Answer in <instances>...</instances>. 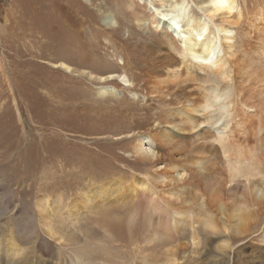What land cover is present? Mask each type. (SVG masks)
<instances>
[{"label": "rangeland", "instance_id": "rangeland-1", "mask_svg": "<svg viewBox=\"0 0 264 264\" xmlns=\"http://www.w3.org/2000/svg\"><path fill=\"white\" fill-rule=\"evenodd\" d=\"M198 2L185 0L186 12L199 16ZM234 2L240 12L264 4ZM152 16L144 0H0V229L16 238V264H140L145 257L159 263L167 256L175 257V264H264V243L256 238L264 214L246 232L230 235L226 254H220L214 248L217 241L210 243L214 234L195 226L192 239L191 227L185 222L175 227L168 209L146 192L132 196L113 189L90 210H69L74 209L71 198L87 187L118 184L120 178L129 182L152 170L130 150L132 139L162 129L165 119L178 117L168 110L176 107L175 100L196 96L201 88L204 72L195 70L180 73L167 96L146 93L149 65L176 56L165 46L174 35L156 27ZM109 19V25L103 22ZM213 20L220 23L222 17L216 14ZM239 21L227 40L238 106L227 128L236 124L235 133L256 137L260 144L264 35L245 36ZM68 33L83 42L91 39L92 46L85 53L62 54L55 43ZM153 43L160 45L154 61L144 50ZM59 61L70 71L54 67ZM110 73H120L124 80H97ZM103 87L109 91L99 94ZM196 118L201 124L179 136L187 157L202 161L205 171L210 168L207 152L215 144ZM219 124L217 129L223 128L224 122ZM156 145L166 157L170 150L163 136ZM231 186L208 181L204 199L224 193L237 201L240 192ZM41 197L47 198L48 208L53 205L48 220L53 236L35 207Z\"/></svg>", "mask_w": 264, "mask_h": 264}, {"label": "bare ground", "instance_id": "bare-ground-1", "mask_svg": "<svg viewBox=\"0 0 264 264\" xmlns=\"http://www.w3.org/2000/svg\"><path fill=\"white\" fill-rule=\"evenodd\" d=\"M198 1L201 14L196 16L186 12L185 0H144L153 15L151 22L156 27L170 31L171 37L174 35L172 40H167L165 46L176 54L173 58L166 56L157 65L154 63L149 65L146 93L165 96L171 83L180 73L188 75L189 71L199 70L204 72L205 77L203 81L201 80V88L196 96H184L182 101L176 99V107L168 109L171 115L176 114L178 117L165 119L162 129L148 131L132 139L130 150L140 159H145L153 169L147 170L141 177L132 178L129 182L120 178L117 179L118 184L105 182L95 184L91 188L87 187L82 193L71 198L69 205L73 204L74 209L69 210L72 213L79 209L83 212L86 209L90 210L91 207L97 206L101 198L114 190H124L132 196L135 193L146 192V197L150 198L153 195L155 202L168 209L171 223H174L175 227L179 226L180 222L187 223L192 230V239L197 236L195 226L206 233L214 234L215 237L211 238L210 243L217 241L214 248L220 254H226L230 235L246 232L252 220L264 214V174H261L264 165V142L259 144L257 140L254 141L256 137H244L238 133L239 131L235 133L236 124H233V128H227L229 123L235 120L238 112L229 58L231 45H228L227 40L231 38L233 25L240 22V19L241 31L245 36L264 35V4H251L250 7L248 5L249 8H242L243 11L240 12L235 7L234 0ZM216 14L222 17V22L214 23L213 18ZM108 21L110 19L103 20L109 25ZM81 30H78L79 33ZM55 44L59 45L62 54L70 51L85 53L92 46L91 39L83 42L73 38L70 33ZM159 47L157 43H153L152 46L145 44L146 57H154ZM59 55L63 58V55ZM151 60L154 61L153 58ZM54 65L66 71L71 69L64 61ZM113 77L124 80L120 73L98 76L97 80L103 82ZM108 91L103 87L98 93L104 94ZM197 116H200L205 128L209 129L211 135L208 137L212 144H215L212 146L214 151L210 149L207 152L206 160L209 159L210 168L205 171L207 166L202 161L191 158L201 171L195 169L194 162L185 152L184 141L179 136L193 131L201 124ZM222 121L223 128L217 129V125ZM162 136L170 150L166 157L162 156L156 147V142ZM208 181L219 185L232 183L231 188L240 192L239 199L229 201L228 196L220 193L214 197L208 196L205 200L203 189ZM35 207L40 213L47 234L53 236L55 231L48 222L53 205L50 204L48 208L47 198L41 197L36 200ZM256 238L264 243V225L257 232ZM18 249L15 236L8 234L4 228L0 229V264H16L15 255ZM175 263L173 256H167L159 263L152 262L147 257L140 262V264ZM213 263L218 264L216 260Z\"/></svg>", "mask_w": 264, "mask_h": 264}]
</instances>
